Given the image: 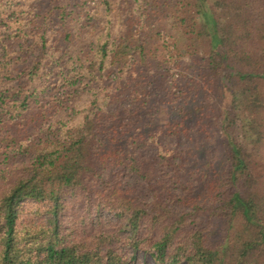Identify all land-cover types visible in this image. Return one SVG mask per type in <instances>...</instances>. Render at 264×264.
<instances>
[{
    "label": "trees",
    "instance_id": "obj_1",
    "mask_svg": "<svg viewBox=\"0 0 264 264\" xmlns=\"http://www.w3.org/2000/svg\"><path fill=\"white\" fill-rule=\"evenodd\" d=\"M139 251L264 264V0H0V264Z\"/></svg>",
    "mask_w": 264,
    "mask_h": 264
},
{
    "label": "rangeland",
    "instance_id": "obj_2",
    "mask_svg": "<svg viewBox=\"0 0 264 264\" xmlns=\"http://www.w3.org/2000/svg\"><path fill=\"white\" fill-rule=\"evenodd\" d=\"M163 34L166 37V40L171 45L170 46L171 50L173 52H176L175 50H176L177 44L174 42V39H176V36L178 35L177 31H174V30L168 31L167 30ZM168 58L170 59L169 64H168V68H169V77L168 78H169L170 83L174 82L175 80H178V79L181 80L182 78H184V75L190 74V72H186L185 70L177 67V65H176L178 62H181V60H184V61L189 60V56L187 55V53L185 51H182V55H179L178 53H175L174 56L171 54H168ZM181 82H182V84L184 83V81H181ZM194 104L195 103L191 100H189L187 103H184V107H183L184 111L183 110L180 111L183 104H180L178 109H175L173 111L169 110L170 113H168V114H166V112L164 113V110H163L162 113H160V115L158 116V119L160 122H165L167 119H170L174 114L180 116L187 110V108H189L191 105L194 106ZM136 263L137 264H157L152 256H150L149 254H147L143 251H139L137 253ZM178 264H186V263L181 262Z\"/></svg>",
    "mask_w": 264,
    "mask_h": 264
}]
</instances>
